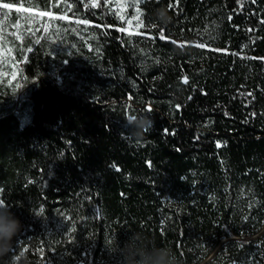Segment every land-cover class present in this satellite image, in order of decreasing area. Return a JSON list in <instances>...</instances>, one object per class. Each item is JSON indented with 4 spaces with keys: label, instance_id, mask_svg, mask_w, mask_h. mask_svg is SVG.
Masks as SVG:
<instances>
[{
    "label": "trees",
    "instance_id": "16d2710c",
    "mask_svg": "<svg viewBox=\"0 0 264 264\" xmlns=\"http://www.w3.org/2000/svg\"><path fill=\"white\" fill-rule=\"evenodd\" d=\"M0 3V264H264V0Z\"/></svg>",
    "mask_w": 264,
    "mask_h": 264
},
{
    "label": "rangeland",
    "instance_id": "374dc122",
    "mask_svg": "<svg viewBox=\"0 0 264 264\" xmlns=\"http://www.w3.org/2000/svg\"><path fill=\"white\" fill-rule=\"evenodd\" d=\"M113 3V8L121 16V19L125 22L126 26L123 28L129 33H142L144 27L140 9V0H108ZM12 11H16L18 14L17 21L12 24ZM45 20L43 21V18ZM56 16L54 14L45 15L44 13L31 8L28 5H22L20 7L4 6L0 3V80L9 77V81H12L20 77V67L14 61L13 49L7 39V33L10 31V27L16 29V35L20 36L21 30L25 24H30L32 29H39L40 25L47 28L49 23Z\"/></svg>",
    "mask_w": 264,
    "mask_h": 264
},
{
    "label": "water",
    "instance_id": "95a60500",
    "mask_svg": "<svg viewBox=\"0 0 264 264\" xmlns=\"http://www.w3.org/2000/svg\"><path fill=\"white\" fill-rule=\"evenodd\" d=\"M264 234V226L262 227V229L257 232L256 234L252 235L249 240H253V239H256L258 237H260L261 235ZM234 237H230V238H225L221 243L220 245L216 248V250L202 263V264H205L207 261H209L213 256L214 254L216 253V251L221 247L222 244H224L225 242H227L228 240L230 239H233Z\"/></svg>",
    "mask_w": 264,
    "mask_h": 264
}]
</instances>
